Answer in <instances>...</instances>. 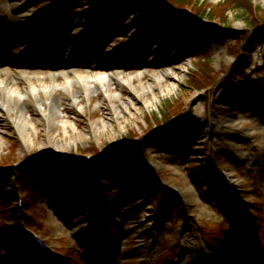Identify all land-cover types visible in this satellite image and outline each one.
Returning <instances> with one entry per match:
<instances>
[{
  "label": "rangeland",
  "instance_id": "obj_1",
  "mask_svg": "<svg viewBox=\"0 0 264 264\" xmlns=\"http://www.w3.org/2000/svg\"><path fill=\"white\" fill-rule=\"evenodd\" d=\"M187 2L191 8L176 13L185 17L195 10L196 24L205 31V39L189 46L160 20L147 19L162 0H146L148 7L138 0H0L1 69L21 64L41 73L68 64L84 73L102 63L107 82L114 79L108 90L115 96L107 97L98 85L86 96L76 94L77 87L70 94L55 91L47 98L58 100L60 118L71 123L65 128L47 122L38 106L24 99L33 122L24 139L7 116L14 112L0 108L3 264L32 260L17 247L22 241L13 233L20 232L19 221L61 255V264H86L94 243L108 264H172L175 256L177 263L188 264L189 252L182 249L187 242L211 247L217 263V253L234 243L239 256L264 260V96L255 90V98L239 87L264 80V42L244 49L264 27V0ZM52 55L61 58L52 62ZM165 67L177 73L173 83L162 77ZM152 82L169 86L161 93L153 89L156 97L149 103L143 97L149 93H132ZM233 93L245 94L243 101ZM128 98L130 112L112 118L113 108ZM101 120L107 125L99 129ZM60 137L68 142L55 148L50 141ZM133 144L144 146L138 159L129 152L132 160L125 166L102 159L89 171L86 156H93V163ZM23 239L37 255L30 237Z\"/></svg>",
  "mask_w": 264,
  "mask_h": 264
},
{
  "label": "bare ground",
  "instance_id": "obj_2",
  "mask_svg": "<svg viewBox=\"0 0 264 264\" xmlns=\"http://www.w3.org/2000/svg\"><path fill=\"white\" fill-rule=\"evenodd\" d=\"M15 6V5H14ZM56 52L57 54L61 53ZM43 53H40L42 55ZM53 54V55H57ZM62 54V53H61ZM49 58L52 62L61 58L60 55ZM46 56V53L45 55ZM166 60H159V63H164ZM2 63V62H1ZM167 66V65H165ZM29 66H23L18 64V67L15 66L12 71L3 70L0 67V108L4 109L6 112L13 111L14 114H7L10 123L16 128L18 134H20L23 139L30 134V131L33 129V122L30 119V115L26 108H24L21 101L26 99L38 106L40 113L45 117L46 121L54 120L57 124L65 126L71 125L68 119H61L60 114L63 113L60 111L61 105L58 100L55 102L47 97L53 95L57 90H62L67 94H70L73 87H77L76 94H82L84 96L96 92L98 89L96 85L108 96L110 91L108 90L109 83L114 81L113 78H109V83L107 82V67L102 63H94L86 72H75L71 69V66L64 64L62 66H51L46 72H28L27 69ZM163 71L164 74L162 77H169L170 82L173 83V80L177 78V73H168V67ZM26 69V70H25ZM138 74H142L141 72ZM169 85L161 86L160 83H150L147 85L139 84L137 87H133L132 93H136L139 96L149 93V96H143L146 99V102H151L156 93H161L163 90H166ZM163 88V89H162ZM115 97V96H114ZM76 96L72 95V100L76 101ZM128 101L131 102V99H127L122 102L119 106H116L112 110V118L119 119L123 113L130 112L128 107ZM47 105L44 107L43 105ZM59 115V116H58ZM103 125H107L105 120H101L100 123H97V128H102ZM65 130V129H64ZM68 142L66 137H60L57 141L52 138L50 143L55 148H61L64 144ZM187 243H183L182 249L184 253L189 252L188 264H202L198 260L203 256H207L204 248L200 246L194 247ZM193 255V256H192ZM229 262V261H228ZM0 264H2L0 259ZM229 264V263H227Z\"/></svg>",
  "mask_w": 264,
  "mask_h": 264
},
{
  "label": "trees",
  "instance_id": "obj_3",
  "mask_svg": "<svg viewBox=\"0 0 264 264\" xmlns=\"http://www.w3.org/2000/svg\"><path fill=\"white\" fill-rule=\"evenodd\" d=\"M139 2L140 3H145V1L144 0H139ZM168 2H169V4H170V6L172 7V9H174V10H178V9H188V8H191V7H187V0H174V2H172V3H176V6L177 7H173V5L171 4V1L170 0H168ZM189 5V4H188ZM186 6V7H185ZM250 7H251V5H250V3H248V8L250 9ZM219 8V7H218ZM193 10V9H192ZM191 10V11H192ZM155 12V10H153V12H151V13H153V14H155L154 13ZM195 15H197V12L195 11V10H193L192 11ZM182 14L181 13H179V14H176L175 12H171V11H169V10H166L165 11V13L163 14V22L167 25V26H174V22H176V21H178V20H180V16H181ZM183 22H184V24H187V26H188V28L190 29V31L189 32H191V33H189V35H190V37L192 38V40L194 41V40H198L197 38H198V36H200L202 33H205V31H201V30H199V29H197L196 28V24H195V22H194V20L193 19H190L189 17L187 18V19H184L183 20ZM192 30V31H191ZM259 32H257V33H255L254 35H253V38H252V41H249V42H246V43H244V49L247 51V52H250V51H252V47H251V45H252V43L253 42H255V43H259V42H264V27L263 28H261L260 30H258ZM192 33H194V34H192ZM202 36V35H201ZM196 38V39H195ZM204 38V37H203ZM189 43V42H188ZM241 71V69L239 68V69H237V72L238 73H241L240 72ZM233 96L234 97H236V95H235V93H233ZM167 116H165L164 115V120H165V118H166ZM162 133V132H161ZM158 135H160L159 133H157V135H152V136H154V137H152V139H155ZM163 136V138L165 137V135H162ZM159 137V136H158ZM151 139V138H150ZM149 142V141H148ZM150 142H152V140H150ZM142 146V145H141ZM139 146V148L138 149H136L135 150V152L136 153H138V152H140V154L142 155V150L144 149V146ZM136 156V155H135ZM132 157H128V156H126V153H117V152H115V153H113V155H112V158H111V160L112 161H115V162H118L119 164L120 163H122V165H126V163H129V161L130 160H132L131 159ZM137 165H138V162H137Z\"/></svg>",
  "mask_w": 264,
  "mask_h": 264
}]
</instances>
